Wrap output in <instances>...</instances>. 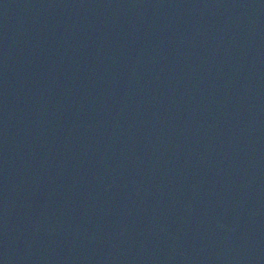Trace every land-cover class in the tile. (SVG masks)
I'll return each instance as SVG.
<instances>
[{"label":"water","instance_id":"obj_1","mask_svg":"<svg viewBox=\"0 0 264 264\" xmlns=\"http://www.w3.org/2000/svg\"><path fill=\"white\" fill-rule=\"evenodd\" d=\"M0 264H264V0H0Z\"/></svg>","mask_w":264,"mask_h":264}]
</instances>
